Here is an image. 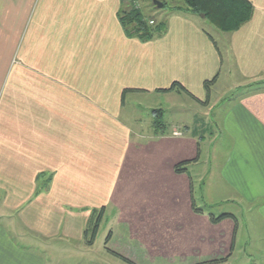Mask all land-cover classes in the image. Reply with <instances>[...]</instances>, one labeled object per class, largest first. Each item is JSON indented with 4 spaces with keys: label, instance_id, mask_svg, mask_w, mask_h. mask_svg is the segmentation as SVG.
<instances>
[{
    "label": "crops",
    "instance_id": "crops-1",
    "mask_svg": "<svg viewBox=\"0 0 264 264\" xmlns=\"http://www.w3.org/2000/svg\"><path fill=\"white\" fill-rule=\"evenodd\" d=\"M249 2L250 19L233 31L172 10L164 31L142 42L120 25L121 0H0V264H75L47 257L49 239L78 253L99 214L113 238L123 232L118 253L138 264H152L148 256L196 264L218 249L238 264H264V0ZM175 82L187 92L160 90ZM220 82L228 92L215 97ZM151 93L184 94L205 111L168 121L158 104L171 127L144 132L140 97ZM206 131L209 141L223 139L226 192L200 201L236 208L217 224L194 197L205 175L186 171L201 161ZM192 213L206 231H184ZM156 220L161 235L178 240L136 244L144 225L141 236H158Z\"/></svg>",
    "mask_w": 264,
    "mask_h": 264
},
{
    "label": "rangeland",
    "instance_id": "rangeland-1",
    "mask_svg": "<svg viewBox=\"0 0 264 264\" xmlns=\"http://www.w3.org/2000/svg\"><path fill=\"white\" fill-rule=\"evenodd\" d=\"M156 1H162V0H156ZM165 1L167 4L164 7L163 6H156L154 4V0H138V4L140 6L142 13L145 16L152 17L157 22L163 21V20H165V22H166V20L168 19V16H170L172 14V9L170 7H173L174 5L183 6V2L181 0H165ZM189 16L196 23H198L202 28H204L206 31L210 32L216 39L219 38L216 36V33H215L216 31H214L215 29H214V27H212V25H210L209 23H207L205 21H202L196 15L195 16L189 15ZM224 86L225 85L223 83H221V82L218 83L217 87L215 88V92H214L215 97H217L218 95H221L223 97L227 95L228 90ZM145 97L146 98H143V97H140V98H141V101L143 102V105H144V108L141 110H145L146 106L148 107L147 115L144 116L146 119H142L141 125H138V124L136 125L137 127H141V129L144 132H151V131H154L155 129L163 130L165 126H167V128L171 127L170 124H166L168 122H164L165 123V125H164V123L162 121L163 126L161 128H159V126H155L154 123H152V119H153L152 115L153 114H152L150 109H156L158 107V104L162 103L161 107L164 108V112L166 115V117H164V120H168V121H175V120L179 121L180 119H184L186 121L192 122L193 113H197L198 115L201 116L202 114L200 112L205 111L204 106H197L194 103V101H192L189 97L185 96L184 94H180V96L174 95V97L168 98L167 96L160 97V96H157L156 93H151L150 95L145 96ZM144 112H146V110ZM155 115H154V118H155ZM183 116H185V117H183ZM170 117H172V118H170ZM177 125H179V124H177ZM197 128H199V127L197 126ZM214 130H216V129H214ZM173 134H175V131ZM213 136L216 137L217 140H214V141L210 140L209 141L210 134L207 133V131H206L205 135L203 136L205 139H202L201 141L197 140L196 146L198 148V143H199V148H200V153H201V161L198 162L194 166L186 167V171H188V175L192 176L193 178H195L197 176L194 174V172H197V174H198L199 170L201 172V175H205L206 187H203V189H200L196 185L194 188V197L196 200V204L199 207L202 206L201 208L205 209L206 212L212 213L211 214V215H213L212 217H216V216L220 215L221 213H225V212H232L233 211V213H236V210H235L236 208H232L230 205L231 204L230 202L229 203H221V204H218V205L210 208V207L204 206L203 201H200L203 197H209L212 199H221V198H223L222 197L224 195L223 193L226 192V190L224 188L225 183L223 182V180L219 176V167H220L221 161L223 159L221 153L225 150V148L222 144L223 139L221 138L222 136L219 134H216ZM220 144H221V146H220ZM196 154H197V151H196ZM205 167H206V169L208 168L206 174L204 172ZM209 169H210V172L208 173ZM181 191L183 192V190H181ZM155 192L156 193H154V196L159 195V189H155ZM162 197L168 198L165 190L162 194ZM197 211H198V209H197ZM194 216L195 215L192 213V214H189L186 218H184V221H183V223L185 225L184 231L189 230L190 233H195V231L196 232L206 231L205 225L200 220V218L198 219V216H195V217ZM93 218L95 219V216H93ZM94 219L87 222L86 229L90 230L92 228ZM101 220L102 219H100V223H101ZM170 221H172V222H169V223H171L169 228L172 230V228H173L172 226H173V224H175V219L172 218V220H170ZM218 222L219 221H212V224H217ZM247 222L250 223L249 221H247ZM159 223H160V221L158 222L156 220V222L149 224L150 227L156 228L157 234L156 233L155 234L158 236H153L152 234H149V237L148 236H144V237L141 236L140 234L142 232L146 231V227L144 225L141 228L144 231L135 233V234H138V236H137L138 239H136V240L134 238H132V239L136 241V244H139L141 242L142 245L145 244V242L147 240L149 242V246L152 245V247H154L155 245H158V243H160V242L165 243L166 242L165 241L166 236L170 237L169 235H172V234L171 233H166V234L163 233L161 235V231H159L161 226H159ZM161 223L163 225L164 223H167V222H165V220H162ZM241 223H243L242 219L240 221V224ZM113 225H114V222H113ZM117 225L118 224L115 222V226L119 227ZM108 226H109L108 224H106L104 226L103 223L101 224V227L98 226V227H100V229H97L99 231H97L95 233L94 238L92 240H91V237L89 234V236L83 235V237L81 238V240H82L81 242L76 241L77 251L80 249V251H78V253L75 251L76 249H73V247H71L69 245L66 247V250H62L61 245L57 246V247H59V249H56L54 245H56L61 240L51 238V239H49V242L52 240V243L50 244L48 242L50 245L47 248V250H45V255L47 257L51 258L52 260L55 258H59L61 260L60 261L61 263H75V264L92 263V262L93 263H95V262L106 263V261H110L112 263H117V264H128V263L122 261L121 259H119V257L116 256V254L111 252V251L118 252L117 251L118 246L124 247V245L126 244L124 238H122L121 236H120L121 238L118 237V235L119 234L122 235L123 232H121V233L119 232V234L117 236L115 235L113 238L111 235V232L109 230H107ZM249 226L250 225H248L247 227H249ZM111 227H112V225H111ZM147 230L149 231V228H147ZM143 234H145V233H143ZM199 236H197V239H199ZM141 237H142V239H141ZM216 238H218V237L213 236V238H208L207 242L206 241L204 243L201 242V245H203V244L206 245L210 241H212L214 243ZM126 239H129V237H127ZM200 239H204V238H200ZM171 240L176 242L178 240V238L173 234L171 237ZM89 241H92V242L89 243ZM218 242H219V239L216 243H218ZM166 245H168V241L165 243V246ZM215 245L216 244H214V246ZM115 246L117 247V249ZM218 246H219V243H218ZM215 247H217V246H215ZM51 248H53V249H51ZM153 254L156 255V253H153ZM123 255H124V257L128 258L127 255H125V254H123ZM231 255H233V254L227 253L225 251L222 253L220 251V249H218L217 251L213 252V254L211 255V257L209 259L203 260V262H201V263H203V264H238L237 262L234 261L233 258L229 259V257ZM138 257H139V255H138ZM141 259L142 258H140V260ZM148 260L150 262H152V264H167L166 258H156L155 256H148L147 261ZM132 261L135 262L136 264H138L135 261V259H133V258H132ZM204 262H206V263H204ZM106 264H108V263H106ZM196 264H198V263H196Z\"/></svg>",
    "mask_w": 264,
    "mask_h": 264
},
{
    "label": "trees",
    "instance_id": "trees-1",
    "mask_svg": "<svg viewBox=\"0 0 264 264\" xmlns=\"http://www.w3.org/2000/svg\"><path fill=\"white\" fill-rule=\"evenodd\" d=\"M183 2V6L174 5L170 7L173 11H189L194 14H198L204 17L208 22L213 24L216 28L220 29L224 32H230L237 29L240 25L245 23L250 19L252 13V5L249 0H181ZM121 7L118 11V20L120 25L122 26L125 34L128 37L138 38L140 41L145 42L157 35H160L164 31V22L163 21H155L152 17L145 16L138 4V0H121ZM162 3L163 7L166 6V1H159ZM152 21V23H151ZM209 81H205L204 85L208 88ZM177 90L187 92L186 89L180 85L179 83H173L167 89H160L162 91L167 90ZM156 113L154 119V125L159 126L161 128L162 124V110L156 109L154 110ZM182 164V163H181ZM180 164V165H181ZM178 166H175V169L178 170ZM211 221H220L226 217H232V214L229 213H221L216 217H212ZM94 219V218H93ZM101 215L99 214L96 219L93 220L92 228L85 229V236L91 237V240L94 238L95 233L97 232L99 223H100ZM92 241H89L91 243ZM111 251V250H110ZM116 254L119 259L128 263V264H136L132 260L124 255L119 254L118 252H113ZM215 261V260H214ZM206 263V262H204ZM203 264V263H198Z\"/></svg>",
    "mask_w": 264,
    "mask_h": 264
},
{
    "label": "water",
    "instance_id": "water-1",
    "mask_svg": "<svg viewBox=\"0 0 264 264\" xmlns=\"http://www.w3.org/2000/svg\"><path fill=\"white\" fill-rule=\"evenodd\" d=\"M154 4H155L156 6H162V5H163L162 3H159V1H156V0H154Z\"/></svg>",
    "mask_w": 264,
    "mask_h": 264
},
{
    "label": "built area",
    "instance_id": "built-area-1",
    "mask_svg": "<svg viewBox=\"0 0 264 264\" xmlns=\"http://www.w3.org/2000/svg\"><path fill=\"white\" fill-rule=\"evenodd\" d=\"M151 23H152V21H151ZM175 134H178V133L175 132Z\"/></svg>",
    "mask_w": 264,
    "mask_h": 264
}]
</instances>
